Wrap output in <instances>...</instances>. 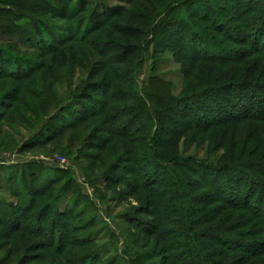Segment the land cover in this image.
Segmentation results:
<instances>
[{
    "label": "rangeland",
    "instance_id": "obj_1",
    "mask_svg": "<svg viewBox=\"0 0 264 264\" xmlns=\"http://www.w3.org/2000/svg\"><path fill=\"white\" fill-rule=\"evenodd\" d=\"M16 14L0 13V264H264V0Z\"/></svg>",
    "mask_w": 264,
    "mask_h": 264
},
{
    "label": "trees",
    "instance_id": "obj_2",
    "mask_svg": "<svg viewBox=\"0 0 264 264\" xmlns=\"http://www.w3.org/2000/svg\"><path fill=\"white\" fill-rule=\"evenodd\" d=\"M24 2L26 3V4H24ZM24 2H23V0H0V6H7V8L6 7H0V13H4V14H7V15H9V16H15V14L17 13V9H21V10H27V8L28 7H30V5H38L40 2L42 3L43 2V0H35V1H33V0H24ZM101 10H103V8H101ZM109 12H111L109 9L106 11V13H103L102 15H104V14H106V16L108 17L111 13H109ZM16 16H17V14H16ZM179 23H180V21H179ZM2 24H3V22H1L0 23V25L2 26ZM181 24V23H180ZM183 25V28H182V30H183V32H184V30L185 31H188V33L190 34V29H188L186 26L184 27V25L185 24H181V26ZM4 26V25H3ZM5 27V26H4ZM151 30L153 31V32H156L155 33V35H158V33H163V31L165 32V30H163V31H159L158 33H157V31L158 30H162V22L160 23V24H158V25H156V26H152L151 27ZM12 32H17V33H19L20 35H22V37H21V40H20V42H29L30 41V38L29 37H31V36H29V32L28 31H26L25 29H19V27H17L15 30H11ZM152 32V33H153ZM165 33H167L168 34V32H165ZM193 36H195V35H193ZM61 38H62V36H60ZM27 38H29V39H27ZM261 40V39H260ZM31 42V41H30ZM176 45V44H175ZM178 48V47H177ZM192 48V47H191ZM193 49V48H192ZM186 80V79H185ZM157 82V81H156ZM158 84H160V83H153V86H152V88H149V89H146V94H147V97L151 100L150 101V113H152L151 111L154 109V100H153V96H154V94H153V92L155 91V90H157L158 89V87H156V86H159ZM222 88V87H221ZM230 88L231 87H229V89H225L224 87H223V89H221V90H219L220 88H218V87H212V88H210L209 90L210 91H213V93L215 94H213V96L214 97H216L217 96V94L219 95V94H223V93H225V92H228V90H230ZM210 93V92H209ZM208 94V93H207ZM207 94H205V92L204 91H202L201 93H199V94H197V95H195V96H193V97H191V98H189V97H186L185 99H180V101L178 102V103H176V107H175V105H174V107H172V106H170V105H168V103H166L165 105H166V107H168V109L167 110H169L168 112L171 114V115H179V116H181L182 118H185L186 116H188V114H190L191 113V109H192V106H190L188 103L190 102V100H195V99H197V100H200L201 98H203L204 96H209V95H207ZM170 96V95H169ZM211 96H212V94H211ZM172 97V96H171ZM222 99H224V100H226L225 98H222ZM174 101H177V100H175L174 99ZM227 101V100H226ZM151 102H153V103H151ZM230 102V101H229ZM96 103V102H95ZM205 104V103H204ZM96 105H98V103L96 104ZM84 106V109H87L88 111H90V110H93V107H89L88 105H83ZM99 106V105H98ZM98 106L96 107L95 106V109L96 108H98ZM107 104L104 106H101V108H100V110L98 111V112H101V110H104V109H107ZM204 107H206V106H204ZM239 108V105H232V107L231 108H234V109H236V108ZM219 108V107H218ZM243 109H244V107H243ZM216 110L217 109H215L213 106H211L210 107V112H215L216 113ZM236 110H240V109H236ZM246 110V109H245ZM255 110H258V112H260V111H264V102H262V105H259V106H257L256 107V109ZM218 111V110H217ZM247 111V110H246ZM93 112H95V111H93ZM240 112V111H239ZM232 114V113H231ZM234 115V114H233ZM187 118V117H186ZM218 121H220V120H218ZM189 123L190 122H188V123H186L184 126L185 127H189ZM214 123V122H213ZM209 124H210V122H209ZM194 125H196L195 123H194ZM206 127V126H205ZM204 126L202 127V128H199V125L197 124L196 126H195V128L196 129H204L205 128ZM156 132V131H155ZM220 170V169H219ZM217 173V175H218V172H216ZM230 189H232L233 190V187H230ZM237 190V189H236ZM236 190H234L235 192H237ZM245 198H247V197H245ZM229 199H231V198H229ZM233 203V202H232Z\"/></svg>",
    "mask_w": 264,
    "mask_h": 264
}]
</instances>
